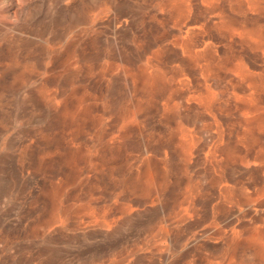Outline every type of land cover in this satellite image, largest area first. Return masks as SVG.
I'll return each instance as SVG.
<instances>
[{
	"label": "rangeland",
	"instance_id": "rangeland-1",
	"mask_svg": "<svg viewBox=\"0 0 264 264\" xmlns=\"http://www.w3.org/2000/svg\"><path fill=\"white\" fill-rule=\"evenodd\" d=\"M238 60L264 65V0H0L2 207L58 204L62 179L70 198L85 185L108 203L144 202L148 171L152 196L172 175L188 188ZM41 246L23 262L4 248L0 264H44Z\"/></svg>",
	"mask_w": 264,
	"mask_h": 264
},
{
	"label": "crops",
	"instance_id": "crops-1",
	"mask_svg": "<svg viewBox=\"0 0 264 264\" xmlns=\"http://www.w3.org/2000/svg\"><path fill=\"white\" fill-rule=\"evenodd\" d=\"M239 63L246 65L238 60L222 66L231 106L212 110L209 143L201 157H191L185 173L188 188H177L172 175L152 196L155 174L148 171L144 202L130 203L122 194V201L108 203L101 189L85 185L70 198L62 179L59 205H34L28 211L18 203L17 217L14 207H2L0 196V251L8 247L23 262L42 254L36 250L43 244L44 264H264V65ZM242 100L245 105L236 107ZM189 135L195 141L201 137L192 130ZM172 191L189 196L188 209L166 197Z\"/></svg>",
	"mask_w": 264,
	"mask_h": 264
}]
</instances>
